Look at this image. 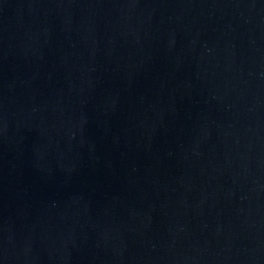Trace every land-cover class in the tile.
Instances as JSON below:
<instances>
[{"label": "water", "instance_id": "95a60500", "mask_svg": "<svg viewBox=\"0 0 264 264\" xmlns=\"http://www.w3.org/2000/svg\"><path fill=\"white\" fill-rule=\"evenodd\" d=\"M0 264H264V0H0Z\"/></svg>", "mask_w": 264, "mask_h": 264}]
</instances>
